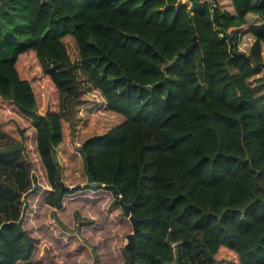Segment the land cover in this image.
Listing matches in <instances>:
<instances>
[{"label":"trees","instance_id":"obj_1","mask_svg":"<svg viewBox=\"0 0 264 264\" xmlns=\"http://www.w3.org/2000/svg\"><path fill=\"white\" fill-rule=\"evenodd\" d=\"M230 1L233 13L215 4L218 28L211 2L191 12L182 0H0V110L35 130L43 205L57 219L74 191L115 187L114 205L139 223L125 264H218L225 252L234 264H264V0ZM84 86L124 121L79 147L88 182L71 191L56 159ZM27 159L0 126V264L38 254L24 219L42 188Z\"/></svg>","mask_w":264,"mask_h":264},{"label":"rangeland","instance_id":"obj_2","mask_svg":"<svg viewBox=\"0 0 264 264\" xmlns=\"http://www.w3.org/2000/svg\"><path fill=\"white\" fill-rule=\"evenodd\" d=\"M220 6L223 11L234 12L230 0H220ZM247 19L250 24H262L256 15H249ZM245 30L238 37V49L247 53L254 38ZM65 43L75 60L76 43L71 39L65 40ZM88 90L85 87L86 93L80 105L76 106L78 112L72 138L57 153L63 170V182L69 188L77 189L76 186H80L83 189L87 186V174L78 151L83 142L107 133L124 121L122 116L108 110L100 92ZM0 126L10 137L23 142L27 161L32 164V173L36 177V186L42 188L39 192L36 189L28 198L24 219V228L38 248L34 264H95L96 260L98 264H125L123 248L128 244V235L133 233V226L124 218L123 208L114 205V194L104 188L74 191L66 196L63 209L57 211V219H54L51 211L43 205L48 184L36 149L35 130L29 122L5 109L0 110ZM216 259L218 264L235 262L234 256L227 252L217 255Z\"/></svg>","mask_w":264,"mask_h":264},{"label":"water","instance_id":"obj_3","mask_svg":"<svg viewBox=\"0 0 264 264\" xmlns=\"http://www.w3.org/2000/svg\"><path fill=\"white\" fill-rule=\"evenodd\" d=\"M204 1H206V0H201V1H199V2H195V3L192 5V4H191L190 2H188V1H187V2H184V1L182 0L183 3H185L186 5H189V6L191 7V12H194L196 9L201 8L202 5H203V3H204ZM207 1L212 3L213 14H214V20H215V22L217 23V27L220 28L221 23H220V21H219V11H218L217 6L215 5L216 2H217L218 0H207ZM194 41H195V43H194L193 46L190 48V51H192L195 47L198 46L197 37L194 38ZM181 55H186V51H182V52H181ZM242 56H244V55H242ZM178 61H179V57H176L171 63H169V64L165 67V70H169L170 68H172L173 66H175V65L178 63ZM247 61H250V59L247 58ZM262 67L264 68V64H262ZM164 84H169V78H166L164 81L158 83L157 86H161V85H164ZM145 89H147V90H152V87H151V86H147V87H145ZM56 160H58V159H56ZM33 181H34V185H36V177H35V176L33 177ZM92 187H93L94 189L105 188L104 185H102V184H98V183L93 184ZM66 189H67V190H71V191H73V190H75L76 188H69V187H66ZM35 190H36V189H35ZM35 190H34V191H35ZM112 190H113V193L115 194L116 197L121 198L119 191H118L115 187H113ZM120 202L122 203V206H123V209H124V215H125V218H127V219L130 221V223L132 224V226H133V233H131L130 235H128V239H127V240H128V244L125 246L126 251H130V250H132V249L135 247V242H136V241H135V236H136V234H137L138 231H139V223H138V221L132 216V214H131V207H130L129 205H124L122 200H120Z\"/></svg>","mask_w":264,"mask_h":264}]
</instances>
